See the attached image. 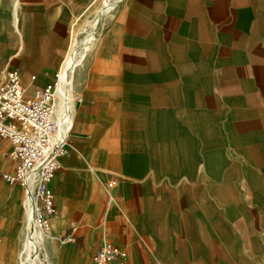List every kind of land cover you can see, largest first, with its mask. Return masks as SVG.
<instances>
[{
    "label": "crops",
    "instance_id": "obj_1",
    "mask_svg": "<svg viewBox=\"0 0 264 264\" xmlns=\"http://www.w3.org/2000/svg\"><path fill=\"white\" fill-rule=\"evenodd\" d=\"M97 1L0 0V82L15 64L28 94L55 80ZM98 35L46 182L47 263L96 264L110 242L130 264H264V0H121ZM11 148L0 140V264H23L36 177H4Z\"/></svg>",
    "mask_w": 264,
    "mask_h": 264
},
{
    "label": "built area",
    "instance_id": "obj_2",
    "mask_svg": "<svg viewBox=\"0 0 264 264\" xmlns=\"http://www.w3.org/2000/svg\"><path fill=\"white\" fill-rule=\"evenodd\" d=\"M35 78V75L31 77ZM57 86L58 79H55L28 94L19 64L9 68L0 82V140H11L9 156L15 161L14 170L4 173V177L11 182H25L32 174L36 176V206L44 227L51 224L55 210L54 194L46 182L60 166V157L69 152L67 136L58 137ZM95 261L97 264H129L127 253L112 243H107L95 255Z\"/></svg>",
    "mask_w": 264,
    "mask_h": 264
},
{
    "label": "rangeland",
    "instance_id": "obj_3",
    "mask_svg": "<svg viewBox=\"0 0 264 264\" xmlns=\"http://www.w3.org/2000/svg\"><path fill=\"white\" fill-rule=\"evenodd\" d=\"M119 1H121V0H98L95 3V5H93V7L91 8V11L89 13H87V18H86L87 20L85 22H83L82 24H80L76 28L74 44L73 45H74V47L78 46V53H79L78 57L81 56L80 57V61H78L80 66H83L84 64L90 62L89 58H90L91 54L94 51L96 37L99 36L98 33L100 32V22H102L107 17H109V16H111L113 14V10H114L115 6L117 5V3ZM93 31H94L95 34L93 35V37H90V34ZM86 47H88V48H86ZM78 68L79 67L76 68V71H78ZM61 70H62V68L59 69V74L57 73L56 76L54 77V79H59V75H60ZM74 81H75V78L72 77V75H71V83H72V85L75 83ZM24 84H25V82H24ZM82 97L83 96L81 95V96L76 97L75 99L79 101V100H82ZM58 99H59V95H58V98H57V109H58ZM56 119L58 120L57 113H56ZM67 139H68V137H67ZM68 151H69V149H68ZM66 154H69V152L65 153V155ZM99 160L104 165H106L107 162H109L112 165L113 162H117V160H119L120 162L123 161V160L127 161V158H122L121 159V158H116V157H111V156H104V157H101ZM151 174L155 175V174H153V172H151ZM35 188H36V186L33 188V195L36 197V189ZM263 207H264V205H263ZM40 225H41V228L43 229L44 226L42 225L41 221H40ZM23 227L25 228V230L27 229L28 230L27 233L30 234V228H28L26 222L23 223ZM244 228L245 227H243V229ZM245 231L248 232V229L245 228ZM31 233H34V232H31ZM35 235H36V232H35ZM32 238H39V237L38 236H27L26 238H24V250H23V253H22L23 258H24V263L23 264H28L29 263V260H28L29 258L28 257L30 255H32V256L35 255V259H33L32 264H48L47 261L45 260L46 253H45V249L43 247V245L46 244V242H44V240L42 241V238H41V239H39L38 243L35 244L32 241ZM107 243H110V242H107ZM36 245H37V251H36V247H35ZM114 245H117V244H114ZM38 246H39V248H38ZM117 246H119V245H117ZM103 247L101 249H103ZM119 247H121V246H119ZM256 257L259 258L258 255H256ZM94 260H95V256H94ZM127 261L129 262L128 254H127ZM129 264H130V262H129Z\"/></svg>",
    "mask_w": 264,
    "mask_h": 264
},
{
    "label": "bare ground",
    "instance_id": "obj_4",
    "mask_svg": "<svg viewBox=\"0 0 264 264\" xmlns=\"http://www.w3.org/2000/svg\"><path fill=\"white\" fill-rule=\"evenodd\" d=\"M94 31L90 34V37H93ZM88 48V47H86ZM78 46H75L72 50V53L66 60L64 66L59 75L57 93L61 99V103L57 109V116L60 125V132L58 137H65L68 134L69 128L71 126V107H72V83H71V75L73 74L78 61H80V57H78ZM34 177V175H33ZM36 177V176H35ZM34 185V182L30 180V187ZM36 197L33 195V189L30 190L29 201H28V216L26 220V224L30 230L36 232L38 237L43 235L42 228L40 225V217L38 213V209L36 206ZM40 238H32V241L37 244ZM29 263L32 264L33 259H35V255H30L28 257Z\"/></svg>",
    "mask_w": 264,
    "mask_h": 264
}]
</instances>
